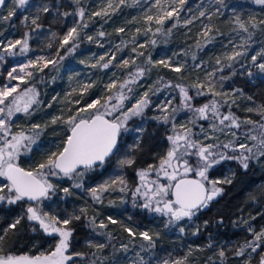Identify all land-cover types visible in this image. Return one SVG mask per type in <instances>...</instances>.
Wrapping results in <instances>:
<instances>
[{"label": "trees", "instance_id": "trees-1", "mask_svg": "<svg viewBox=\"0 0 264 264\" xmlns=\"http://www.w3.org/2000/svg\"><path fill=\"white\" fill-rule=\"evenodd\" d=\"M111 2L115 5L118 0ZM108 3L109 0H80L77 5L74 0H30L23 11L15 10L16 14L11 19L0 21V36L22 39L26 32L29 33L28 57L41 53L58 61L55 65L43 67L42 71L34 68L32 77L24 83L34 89L38 100L27 112L19 111L18 119L24 125L32 122L41 126L39 130H33L36 143L29 146L30 151L25 149L21 154V166L25 168L28 166L31 169L33 164L42 161L43 153L50 151L49 147L55 141H58V148L62 145L68 134V127L61 121L75 115L77 107L102 99L110 93L111 89L107 87L110 81L115 78L118 83L124 78L129 79V72H134L136 66L150 68L135 84H129L136 91L151 89V104L142 115L132 117L127 122L128 131L121 134L119 152L111 158L110 163L85 173L82 179L70 180L64 177L61 182L52 179L51 183L56 187L52 192L49 208L44 210L41 207V211L63 219L80 214L82 208L86 210L81 220L73 221L68 226L74 229L68 252L74 256L75 253H83V257L79 256L82 264H126L122 263V259L133 252L135 255L127 264H140V257H143L144 264H148L151 260L167 255L181 258L183 264H256L263 253L261 249H257V252L247 249L243 256H237L236 252L246 242L254 239L252 232L248 230L249 225L257 232L264 229V157L259 156L257 146L247 170L233 159L208 171L210 177L231 178L232 182L222 183V195L191 221L185 219L178 226L166 227L168 218H151L131 196L136 172L159 163L169 148L168 136L179 130L181 124L190 128L195 133V139L202 143L215 142L226 135L234 142L239 136L249 142L252 140L249 137L257 132L258 126L255 123L261 120V109H264V73L253 64L251 56L264 50V31H261L264 25L250 29L253 32L251 41L245 48L237 49L246 51L247 54L232 63L231 68L225 67L223 72H218L212 78V91L224 95L213 96L207 87L202 89L207 94L198 95L193 85H207L205 73L218 67L216 59L222 58L225 53H231L233 44L239 45L241 37H247L246 33L238 31L234 23L235 17L239 16L244 21H248L250 17H254L257 22L264 20V5L256 4L254 0H224L226 7L219 5L217 0H186L183 6L173 3V0H160V5L156 4V0H125L119 10L112 12L109 9L108 16L92 15L101 11ZM6 5L7 2L0 11V17L7 16ZM44 5L50 8V12L38 13V8ZM161 6L180 9L178 16L166 19L162 26L157 25L154 20H145L147 15H159ZM79 7L85 9L83 19L76 14ZM217 7L221 8L222 14H213ZM201 11L205 12V16H200ZM64 13L69 15L65 16ZM37 14L41 25L38 29L31 25V19ZM26 16L27 21L24 20ZM189 20L191 23H186ZM84 24L87 27H82ZM205 26L212 29L208 34L212 37L210 41L204 36ZM73 27L79 32L76 41L78 46L73 52L67 53L66 49L71 46L72 41L64 48H60V41ZM157 27L161 28L160 32H156ZM119 28L124 31L117 32ZM148 28L151 31L145 35ZM137 29H140L139 33ZM100 32L105 35L99 36ZM53 33L56 35L53 36ZM89 36L93 38L91 41L87 39ZM153 40L155 44L151 43ZM134 48L136 51H133ZM57 51L64 56L63 60L58 59ZM140 52L144 55L139 56ZM112 53H115L116 59L108 68H103L102 64L107 62ZM102 56L103 60L100 59ZM149 56L153 62L164 60L172 66L182 64L184 68L177 73L163 65H147ZM123 59H134L136 63L124 67ZM261 62H264V58L258 56L257 63ZM223 63L226 61L222 60ZM197 64L203 67L196 68ZM249 72L252 73L251 76L248 75ZM220 76L229 78L221 81ZM168 82L183 85L187 89L191 97L187 104L190 106H185L179 88L165 87ZM85 85L91 87L85 91L82 87ZM168 97L171 98L170 104L165 102ZM210 101L217 102L221 113H231L237 117L240 127L229 129L219 125L214 117L201 119L195 109ZM161 108L165 110L161 111ZM164 116H168V123L163 122ZM54 117H60L61 120L53 124ZM156 117L161 119H155ZM247 120L255 123H245ZM136 129H143V132H137ZM229 130L235 135L227 133ZM37 131L39 136H36ZM126 156H131L136 162L131 167H119L118 160ZM117 172L122 173L125 178L126 190L119 191L118 183L115 190L102 193L100 202L95 201L90 190L113 180ZM0 182L5 183L6 180L0 177ZM76 182L83 186L73 187ZM65 187L70 189V195L62 191ZM23 203L24 201L15 205L0 203V235L14 222L18 213L22 212L16 209L18 205L23 206ZM92 217L96 218L97 223L103 221L107 228L93 231L87 227L88 219ZM109 217L116 223H110ZM221 219L222 224L218 223ZM205 221H208L206 227ZM180 226L185 229L183 233L179 231ZM18 228V231L13 230L6 237L4 248L10 253L26 252L33 255L52 250V240L38 228L32 231V225L24 220ZM125 228L132 229L135 235L130 236ZM197 228L199 232L193 235ZM145 231L153 236L154 247H149L148 241L139 235ZM101 232L106 234L101 235ZM109 233L111 239L107 235ZM89 240L104 243L106 247L102 251L89 247ZM125 244L128 245L127 251L121 247ZM221 249L225 253L223 258L219 256Z\"/></svg>", "mask_w": 264, "mask_h": 264}, {"label": "snow or ice", "instance_id": "snow-or-ice-1", "mask_svg": "<svg viewBox=\"0 0 264 264\" xmlns=\"http://www.w3.org/2000/svg\"><path fill=\"white\" fill-rule=\"evenodd\" d=\"M218 4L226 7L224 0H217ZM256 4L264 5V0H254ZM74 3L77 5L80 4V0H74ZM173 3H178L180 6H183L186 3V0H173ZM29 4V0H14L15 7L10 10L7 16L0 17V21H7L11 19L12 16L16 14V8H24ZM125 4V0H118V2L113 5L111 0L101 11L93 13L94 16H108L109 9L112 12L119 10L121 5ZM156 4L160 5V0H156ZM5 5V0H0V7ZM178 8L169 7L165 8L161 6L160 14L156 17L152 15H147L145 20L152 22L153 20L157 25L162 26L165 23L166 19L172 18L174 15L178 16ZM49 13L50 8L46 5L38 8V13ZM81 19L84 18L85 9L79 7L76 13ZM213 14H222L221 8L217 7L215 13ZM65 16L69 13H64ZM200 16H205V12L201 11ZM40 19L39 14L34 16L31 19V25H34L35 28H40L41 25L38 23ZM211 19V16H209ZM24 20L27 21L28 17H24ZM186 23H191V20L186 21ZM234 23L237 26L239 32L246 33L247 37H241V43L239 45L233 44L232 52L225 53L222 58L216 59V67L212 71H207L205 73L206 79H208L207 85L204 83L194 84L193 87L197 89L198 95H205L204 89L207 87L212 91L213 80L212 78L216 77L218 72H223L225 67L231 68L232 63L236 62L239 57L246 55V51L237 50L238 48L243 49L251 41L253 32L250 29H256L259 25H264V20L255 21L254 17H250L248 21L241 20L239 16L235 17ZM82 27H87L86 24ZM175 27V25H173ZM204 36L210 41L212 37L208 34L212 29L208 26H205ZM35 30V29H33ZM123 28L117 29V32H123ZM151 31V28L146 29L145 35ZM161 28L157 27L156 32H160ZM169 32L171 29L168 30ZM264 31V28L261 29ZM137 32H140V29H137ZM56 34L53 33V36ZM104 32H100L99 36L103 37ZM79 38V32L76 27H73L68 30L66 35L60 41V48H64L65 45H68L70 41L72 44L66 49L67 53H71L78 46L76 41ZM88 40H92L91 36L87 37ZM152 44H155V41H151ZM231 44L232 41L230 40ZM51 47V44L48 45ZM199 46V45H198ZM143 47V45H139ZM18 49V51H17ZM29 50V33H25L22 39L10 40L7 43L0 41V51L5 53L8 56H15L17 54L26 53ZM117 47V51H119ZM133 51H136L134 48ZM139 56H143L144 53H138ZM264 58V50L258 52L256 55L251 56L253 64L259 69L261 73H264V62L257 63V57ZM57 57L59 60H63L64 56L59 54L57 51ZM195 59V57H193ZM4 57L0 55V60H3ZM101 60L104 57H100ZM116 59L115 53H112L107 62L102 64L103 68H108L112 61ZM222 60L226 63L222 64ZM38 61L44 62V67H47L49 64L55 65L58 61L54 59L45 60L44 57H38L37 61H29L26 64H21L19 70L23 72L28 67H37ZM135 60H122V66L129 67L130 65H135ZM163 65L164 67L170 68L174 72H181L184 65L172 66L170 63L160 60L153 62L149 56L146 60L147 65L153 64ZM95 67V65H93ZM196 68H202L200 64L195 65ZM40 71L43 69L40 68ZM17 71L16 68H13L9 72V77L13 80L19 79L23 81V77L14 76L13 73ZM150 71V68L136 66L135 71L129 72V79L125 80L123 84L119 87L121 89L120 93L116 97V103H112L113 97L108 96L103 103L100 99L93 100L89 103H86L83 107L79 108L75 115L69 116L67 120H62L61 122L66 124L68 127V134L64 139L62 145L59 146L58 151L51 152L46 156L45 159L35 164L31 169H25L19 165L17 162L18 156L21 152V149H27L30 151V145L36 143V138L34 136L25 135L23 132L12 135L11 139H7L10 134L9 125L6 122V119L3 118L5 114V109L0 108V140L3 141L0 145V177H3L7 182L0 184V203L7 204H16L22 201H31L39 202L42 199H48L49 193L54 192L55 185L49 181V177H61L68 178L70 180L82 179L85 173L95 170L98 167H103L105 164L110 163L111 158L119 152V141L122 132H127L128 128L126 127L127 122L136 116L143 114L144 110L149 107L151 104V99L149 96V91H145L143 96L136 101L135 104L131 105L125 109L124 100L127 97L123 94V88L127 87L129 84H135L139 78L145 76V74ZM27 75L31 76L32 73L29 72ZM249 76L252 75L251 72L248 73ZM227 76H220L219 80L223 81L228 79ZM163 78H161L162 80ZM86 91L87 88L91 85L82 86ZM109 89L117 87L115 81L107 86ZM165 87H176L179 88L182 101L185 102V106H190L187 104V101L191 100V97L188 95L187 89L183 85H172L170 82L165 84ZM17 91V86L9 87L5 86L3 90H0V104H5V101ZM128 91L131 92L132 89L128 88ZM160 91V89H156ZM33 93V95H29ZM38 95L35 93L34 89H26L25 92L19 96L13 98L12 104H15V111H21L17 101L20 99L24 100L23 111L27 112L29 107L37 103L35 96ZM212 95H224V93H218L212 91ZM79 103V101H76ZM170 104L171 101L169 100ZM12 104L7 106V118L10 119L13 114ZM51 107V105H49ZM166 107V106H165ZM165 108H161V111H164ZM211 111L215 116L220 117L219 108L216 101H212L210 104H205L203 107L195 109L201 118L207 119V113ZM252 111V109H248ZM118 113V114H117ZM261 114L264 115V109H261ZM155 119H161L156 117ZM58 120H61L60 117H54L52 123H57ZM168 116L163 117V122L168 123ZM225 121H230L229 127H240L238 123V118L233 114L229 113L228 115L222 116L220 118V124L223 125ZM245 123L253 124L255 122L251 120L245 121ZM261 131V138L259 139V144L257 146V152L259 156L264 157V124L259 125ZM33 130H39L40 125L35 124L32 126ZM137 132H143V129H136ZM39 131L36 132V136H39ZM233 135H235L233 133ZM252 140H256V136L249 137ZM172 147L167 152V155L160 159L159 165H149L147 169H140L137 172V175L141 181V184L136 187L135 191L132 192L133 198L140 197L144 200V203L141 207L148 209L166 216L167 226H178V223L182 220L187 219L191 221L193 217L197 216L198 213L202 212L204 209H207L210 204L223 193V188L220 187V184H230L232 182L231 178H225L223 181L218 180H209L208 171L215 165L221 163L224 160H237L243 169L247 170L249 167V161L255 156L253 149L248 147L245 144L239 145L240 148L244 149V152L240 153L238 156H228L224 153L213 152L214 147H223L228 149L231 147L230 144H223L214 146L212 144L203 145L196 142L190 141L185 135H175L169 136L167 138ZM181 141L184 142V151L181 152ZM27 142V143H26ZM188 149L195 150L194 152H189ZM196 155L199 158L198 165L193 168L187 160H182V157L185 155ZM182 160V163H181ZM173 161L177 162V165L183 168V172L179 171V167H174ZM135 159L131 156H126L118 160V166L121 168L131 167L135 163ZM169 169H172L169 172ZM155 172L157 179L148 180V176ZM194 172L195 176L198 179H189L188 174ZM163 177L168 181L167 184L160 183L159 178ZM119 183V191L124 192L127 188V183L122 176H118L116 179L106 181L104 184L99 185L97 188L91 189V195L93 199L97 202L101 201L102 193L109 190H115V186ZM83 185L80 182L73 184L75 188H81ZM143 189V191H142ZM65 194L70 195V189L65 187L62 189ZM85 209H80V214H73L67 218L61 219L59 216L50 215L47 212H42L36 204H29L26 208L24 214L14 220L11 224L8 225V228L3 230V234L0 235V264H68L69 261L73 260V255L68 254L70 241L73 236L74 229L68 227L73 221L81 220L82 216H85ZM27 220L32 225V231H36L37 227L42 230L46 235L52 236L53 238L58 237V241L55 244L54 248L48 252H41L39 255L30 256V255H15L11 254L4 248V245L7 243L6 237L10 235L13 230L18 231V226L21 225L22 220ZM109 222L115 224L116 221L111 217L108 218ZM218 223L222 224L223 220L221 219ZM246 223V222H245ZM208 221L204 222L205 227L207 226ZM87 227L91 228L93 231L97 229L107 228V224L103 221L97 223L96 218L92 217L88 219ZM125 231L129 233L130 236H134L135 233L130 228H125ZM248 230L252 232L254 239L250 242H246L245 245L236 252L237 256H243L247 249H251V252H257V249L262 248V243H264V229H261L259 232L255 231L250 225ZM180 233L185 231L183 226L179 227ZM199 232L193 233L196 235ZM101 235L106 233L101 232ZM109 239H111L110 233L107 234ZM139 235L143 240L148 241L149 247L155 246V240L149 232H141ZM158 236V234H157ZM89 247H95L99 250H103L106 247L104 243H93L91 240L87 241ZM211 247V245H209ZM124 251L128 250V245L121 246ZM146 250V249H145ZM259 254V253H258ZM83 253H75V256L83 257ZM139 255V253H137ZM225 255L224 250L221 249L219 256L223 258ZM140 264H144L143 257H140ZM162 264H169L168 260H164ZM171 264H183L180 260L172 261ZM259 264H264V255H261Z\"/></svg>", "mask_w": 264, "mask_h": 264}, {"label": "rangeland", "instance_id": "rangeland-1", "mask_svg": "<svg viewBox=\"0 0 264 264\" xmlns=\"http://www.w3.org/2000/svg\"><path fill=\"white\" fill-rule=\"evenodd\" d=\"M30 1V0H29ZM26 6H28V5H26ZM25 6V7H26ZM15 7V5H14V0H8L7 1V5H6V12L8 13L10 10H12L13 8ZM24 7V8H25ZM24 8H16L15 10L16 11H23L24 10ZM16 39H19V38H11V37H8V36H0V41H3L4 43H7L8 41H10V40H16ZM17 51H18V49H17ZM28 52V51H27ZM27 52L26 53H23V54H17V55H15V56H8V55H6L5 53H3L2 51H0V55H2L3 57H4V59L3 60H0V90H3L4 89V87L5 86H9V87H13V86H17V91L15 92V93H13V95L11 96V97H9L6 101H5V104H0V108H4L5 109V114H4V117L3 118H5L6 119V122L8 123V125H9V129H10V134H9V136L7 137V139H11V136L12 135H16V134H19V133H21V132H23L25 135H28V136H33V128H32V126L33 125H35V124H33L32 122H30L28 125H24L23 123H21V121L18 119L19 117L17 116V114H18V112L17 111H15V107H16V105L15 104H12V101H13V98H15V97H19V96H21L24 92H25V90L26 89H31L32 87H30V86H25L24 85V83H25V81H29V79L32 77V76H29V75H27V73H29V72H31L32 73V70L35 68V70L36 71H40L39 69L40 68H43L44 67V62L43 61H38V66L37 67H28V68H26L23 72H21L20 70H19V66L21 65V64H26V63H28L29 61H37V58L38 57H44L45 58V60H48V59H50L49 57H48V55H46V54H41V53H39V54H36V55H34V56H32V57H28L27 56ZM13 68H16L17 69V71L15 72V73H13V75L14 76H19V77H23V81H21V80H19V79H16V80H13V79H11L10 77H9V72H11L12 71V69ZM115 79V78H114ZM113 79V80H114ZM110 81V84L111 83H113L114 81H115V83H116V85H117V87H115V88H112L111 90H110V93H108L106 96H104L102 99H100L101 100V103H103L104 102V100L108 97V96H112L113 97V101H112V103H116L117 101H116V97H117V95L120 93V91H121V89H120V85L121 84H123L124 83V81L125 80H127L126 78H124V79H122V80H120L118 83L116 82V79L114 80V81ZM128 88H131L130 87V85H128L127 87H125V88H123V94L127 97V99H125L124 100V107H125V109L126 108H128V107H131V105H133V104H135L136 103V101L138 100V99H140L142 96H143V93L145 92V91H147V90H138V91H136L135 89H132V91L131 92H129L128 91ZM29 95H33V93H29ZM182 98V97H181ZM25 99H27V97H25L24 99H20V100H18L17 101V103H18V105H19V107L21 108V111H23V107H24V100ZM35 99H36V101L38 100V95L37 96H35ZM171 101V98H166V103L168 102V101ZM93 101V100H92ZM188 102V101H187ZM212 101H210V102H206V103H204V104H201L199 107H197V108H200V107H203L205 104H210ZM75 103H76V101H75ZM10 104H12V107H13V113H16V115H13L10 119H8L7 118V106L8 105H10ZM79 108H81V107H77V110L79 109ZM196 108V109H197ZM219 113H220V117H217V116H215L211 111H209L208 113H207V119H211V118H217V121H218V124L219 125H221L220 124V118H222V116H224V115H226V114H223V113H221L220 111H219ZM118 114V113H117ZM199 115V114H198ZM199 117H200V115H199ZM201 118V117H200ZM201 119H204V118H201ZM230 124V121H225L224 122V124H223V126H225V127H228L229 129L230 128H232V129H236V127H229L228 125ZM257 126H258V130H257V132L256 133H254L253 134V136H256L257 137V139L256 140H251L250 142H249V140H246L244 137H242V136H239L237 139H236V141L234 142V140L233 139H231V138H229V135L227 136L226 135V137L225 136H223L222 138H220V139H218L217 141H215V142H206V143H202L200 140H196L195 139V133L194 132H192V130L190 129V128H188V127H186L184 124H181L180 126H179V130H177L174 134H170L169 136H175V135H185V136H187L188 137V139L190 140V141H193V142H196V143H198V144H203V145H208V144H212V145H214V146H218V145H223V144H230L231 145V147L230 148H228V149H225V148H223V147H214L213 149H212V151L213 152H217V153H224V154H226V155H228V156H238L240 153H242V152H244V149H242V148H240L239 147V145H241V144H245V145H247L248 147H251L253 150H254V148L256 147V146H258V144H259V139L261 138V129H260V127H259V125L260 124H264V115H262L261 116V120L259 121V122H256L255 123ZM23 125V126H22ZM227 133H233V131L232 130H229ZM0 135H3L2 133H0ZM168 136V137H169ZM168 142H169V149L172 147V145H171V142L168 140ZM2 143H3V141L2 140H0V145H2ZM27 143V142H26ZM184 142L183 141H181V148H180V151L181 152H183L184 151ZM58 141H55L50 147H49V149H51L50 151H47V152H44L43 154H44V158L43 159H45L46 158V156L48 155V154H50L51 152H54V151H57V149H58ZM24 148H22L21 149V152H20V154H19V156H18V160H17V162L19 163V165L21 166V159H22V157H21V154H23V152H24ZM188 151L189 152H194L195 150H193V149H188ZM232 152V153H231ZM182 160H187L188 162H189V164L193 167V168H195L197 165H198V163H199V158L196 156V155H185V156H183L182 157ZM181 160V161H182ZM235 160V159H234ZM41 161V160H40ZM225 161H228V160H224V161H221V163H223V162H225ZM38 163V162H37ZM220 163V164H221ZM158 165H159V163H158ZM219 165V164H218ZM218 165H215L214 167H212V168H215L216 166H218ZM35 166V164H33V167ZM157 166V165H156ZM23 167V166H22ZM23 168H25V167H23ZM148 168V166L146 167V168H143V169H147ZM211 168V169H212ZM25 169H29V167L27 166V168H25ZM210 170V169H209ZM139 171V170H138ZM172 171V169H169V172H171ZM179 171L182 173L183 172V168L181 167L180 169H179ZM137 173V172H136ZM153 173V176H148V180L149 181H151V180H156L157 179V176H156V173L155 172H152ZM151 173V174H152ZM195 176V173L194 172H191V173H189L188 174V176ZM207 175H208V173H207ZM118 176H122V173H119V172H117L115 175H114V179H116ZM137 176V178H139L138 177V175H136ZM123 177V176H122ZM196 177V176H195ZM55 177H49L48 179H49V181L51 182V180L52 179H54ZM196 178H198V177H196ZM208 178H209V180H218V181H223L224 179H225V177H220V178H213V177H210L209 175H208ZM124 180H125V178H124ZM111 181V180H110ZM126 181V180H125ZM7 182V181H6ZM5 182V183H6ZM159 182L160 183H164V184H167L168 183V181L165 179V181H162L160 178H159ZM4 182H0V184H3ZM141 184V181H138V183L137 184H135V187L133 188V191H135V189H136V187L137 186H139ZM117 185H118V183H117ZM116 185V186H117ZM220 187H222V184H220L219 185ZM142 191H143V189H142ZM50 197V196H49ZM132 198H133V196H131ZM134 199H139L140 200V203H141V205L144 203V200L142 199V198H140V197H136V198H134ZM147 211H149V210H147ZM152 213H155V214H157V215H161V214H159V213H156V212H153V211H151ZM162 216V215H161ZM166 217V216H165ZM64 218H67V217H64ZM53 241L55 242V244L57 243V241H58V237H56V238H53ZM44 253H48V252H46V251H43ZM50 252V251H49ZM41 252H39L38 254H35V255H39ZM68 254H70V253H68ZM35 255H32V256H35ZM134 252L133 253H130L127 257L125 256L123 259H122V263L124 262V263H128L129 261L131 262V260L130 259H132L131 257H134ZM261 255H264V252L262 253V254H260V256H259V258H258V261H257V263L256 264H259V262H260V258H261ZM73 257H74V255H73ZM80 258V257H79ZM164 260H168L169 261V264H171V262L172 261H175V260H180L181 261V258H179V257H177V256H174V257H169L168 255L167 256H164V257H162V258H160V259H154V260H151V261H149V263L148 264H162V262L164 261ZM68 264H82V263H80L79 261H76V260H72V261H69L68 262Z\"/></svg>", "mask_w": 264, "mask_h": 264}, {"label": "flooded vegetation", "instance_id": "flooded-vegetation-1", "mask_svg": "<svg viewBox=\"0 0 264 264\" xmlns=\"http://www.w3.org/2000/svg\"><path fill=\"white\" fill-rule=\"evenodd\" d=\"M169 151V148H168V150L165 152V156L167 155V152ZM164 156V157H165ZM182 162V161H181ZM158 165V164H157ZM173 165H174V167H176V165L173 163ZM22 167V166H21ZM177 167H179V169L181 168L180 166H178L177 165ZM27 170V169H26ZM150 176H153V173L152 174H150ZM190 176V175H189ZM192 177H195V176H192ZM54 179H56V181L57 182H61L62 180H64L63 178H59V177H55ZM160 179L162 180V181H165V178L163 177V175H161L160 176ZM52 181V180H51ZM138 181H140V179L139 178H137V176H136V180H135V184H137L138 183ZM49 198L48 199H42L41 201H39V202H30V201H24V203H23V206H21V205H18V208L16 209V210H22V212L21 213H18V215H17V218L18 217H20V216H22L23 214H24V212H25V210H26V208L29 206V204H36V206L41 210V207L42 208H44V210L45 209H48L49 208V202H50V198L52 197V192H50L49 193ZM219 197V196H218ZM217 197V198H218ZM216 198V199H217ZM215 199V200H216ZM134 202H137L138 204H139V206L141 207V203H140V200L139 199H134ZM17 204V203H16ZM13 205H15V204H13ZM142 209H143V212L144 213H149L150 215H151V218H154V217H156V218H159V217H162V218H167V217H165V216H161V215H157V214H155V213H152L151 211H147L148 209H145V208H143V207H141ZM43 212V211H42ZM24 222L25 223H29L30 224V222H28L26 219L24 220ZM38 228V227H37ZM38 230H40L39 228H38ZM40 231H42V230H40ZM43 232V231H42ZM44 233V232H43ZM45 234V233H44ZM46 235V234H45ZM50 240H52V242H51V249H53L54 248V246H55V242L53 241V237L52 236H48V235H46ZM69 253V252H68ZM11 254H15V255H30V256H32V254H29V253H26V252H23V253H19V254H17V253H11ZM38 254V253H37ZM33 255H35V254H33ZM73 259L74 260H76V261H79L80 260V258H79V256H77V257H73Z\"/></svg>", "mask_w": 264, "mask_h": 264}, {"label": "water", "instance_id": "water-1", "mask_svg": "<svg viewBox=\"0 0 264 264\" xmlns=\"http://www.w3.org/2000/svg\"><path fill=\"white\" fill-rule=\"evenodd\" d=\"M8 0H5V4H6V2H7ZM3 8V6L2 7H0V11H1V9ZM173 163L176 165L177 164V162L176 161H173ZM182 163V162H181ZM176 167H177V165H176ZM188 178L189 179H198V178H196V177H192V176H188ZM31 202V201H30Z\"/></svg>", "mask_w": 264, "mask_h": 264}]
</instances>
